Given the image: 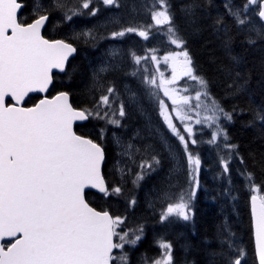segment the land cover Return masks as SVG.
Listing matches in <instances>:
<instances>
[{"label":"snow or ice","instance_id":"6c2138e0","mask_svg":"<svg viewBox=\"0 0 264 264\" xmlns=\"http://www.w3.org/2000/svg\"><path fill=\"white\" fill-rule=\"evenodd\" d=\"M102 3L119 7L118 0H102ZM53 5L66 21L84 14L83 10H88L87 14L92 16L99 10L93 6V0H53ZM22 7V0H0V264H130L129 249L143 239V225L139 221L129 224L127 215H114L89 202L91 189L104 199L121 196L123 187L120 182L110 183L103 171L106 151L99 141L105 138L106 128L101 127L98 138L93 139L78 134L74 127L76 122L96 119L105 125L121 127L122 118L129 114V105L136 103L137 93L127 84L122 93L113 77L116 74L139 76L144 93L155 99L159 115L183 146L188 185L193 189L199 185L197 175L201 160L189 148V144L198 143L193 138L191 122L212 129L207 143L218 146V138H223L221 143L229 154L227 158L221 156L220 163L228 173L237 146L227 142L229 137L220 121H232L233 113L211 99L207 81L197 74L168 0H153L150 10L155 26L167 25L173 37L171 43L180 49L164 57L165 63L172 61V79L167 83H174L178 75L187 77L199 85L194 96L187 87L182 91L189 94L182 96L172 95L165 88L164 95L171 100L169 107L154 90L163 84H157L155 75L142 64L157 57H142L132 52L134 66L129 71L117 59L119 52L113 50L111 60L93 68V87L99 90V95L93 97L90 108L73 107L66 91L42 95L32 106H27L31 94L49 92L54 86V70L64 72L69 57L77 49L70 40L48 39L42 35L49 14L42 10L40 0H36L33 17L28 22L18 18ZM198 7L195 0H189L183 9L185 16L194 17ZM225 7L237 28L248 25L251 14L264 21V0H243L238 7L231 4ZM152 27L140 30L128 26L112 32L111 38L135 33L147 40ZM213 27L217 33L223 31L227 35L222 18L217 17ZM75 38L86 43L98 39L91 31L75 34ZM249 42L255 41L250 39ZM227 43L226 40L225 47ZM202 98L210 100L212 113L203 118L199 111ZM258 119L264 122V113L258 114ZM175 120L183 127L174 123ZM112 135L119 157L114 165L115 173L123 181L133 174V166L139 168L132 180L138 186L149 171L156 170L160 159L150 144L138 147L132 141L121 140L116 133ZM240 163H244L243 158ZM242 175L253 191L264 190L252 183L251 172L245 170ZM194 195V189L181 191L177 198L165 203L159 210V222L169 221L173 216L189 220V205ZM251 202L256 255L259 264H264V195H252ZM136 204L135 196L127 198L128 209ZM149 206L154 208L153 204ZM155 244L159 249L157 254L142 256L139 264H175L172 243L160 236ZM221 245L223 264H241L243 252L236 250V254H232L235 246L228 236L221 240Z\"/></svg>","mask_w":264,"mask_h":264},{"label":"trees","instance_id":"16d2710c","mask_svg":"<svg viewBox=\"0 0 264 264\" xmlns=\"http://www.w3.org/2000/svg\"><path fill=\"white\" fill-rule=\"evenodd\" d=\"M40 1L42 10L48 11L49 22H52L53 0ZM137 1L146 4L150 16L153 0ZM168 2L179 32L186 41L185 47L197 74L207 81V92L211 99L217 101L225 111L233 113L232 121L222 120L221 125L229 137L227 142L237 146L232 155L234 162L229 165L230 171L225 173L220 157L227 158L229 153L223 148L221 143L223 138L217 142L218 146H214L207 143L211 136L210 131L197 134L198 143L193 146V152L200 157L201 169L198 176L199 188L190 201L193 215L189 220L173 216L169 221L160 223L159 210L163 206L159 203L155 209L149 207L150 204L157 205L149 202L150 189L154 187L165 189L169 185L172 188L170 182L173 181V188L177 190L176 195L191 189L188 183L187 185L184 183L187 182L183 180L184 178L170 175L169 171L174 163L165 149L164 141L159 139L156 131L157 126L162 128L158 106L155 99L147 95L146 102L151 107L154 117V130L145 124L143 118H139L134 105H129L127 109L129 114L122 118V126L119 128L105 125L103 121L96 119H89L85 124L76 126L78 134L91 136L93 139L98 138L101 127L106 128L105 138L99 141L106 151L103 171L110 183L120 182L123 187L121 196L101 199L102 195L88 192L87 198L97 208L109 210L114 215H127L129 224L139 221L143 225V239L135 248L129 249L130 264H139L140 258L144 255L155 256L159 251L155 241L160 236L172 243L175 264H223L220 252L221 240L225 236H228L235 246L233 255L236 254V250H242L241 264H258L250 208L252 192L245 177L235 168L241 167L242 172L245 170L251 172L253 182L264 189V122L258 119V114L264 113V36L260 35L264 33V25L257 16L251 14L248 25L243 28L235 26L225 5L238 7L242 5L243 0H195L199 7L194 17L185 16L183 11L189 0ZM23 3L25 7L20 20L28 22L33 17L36 0H23ZM87 11L83 10L84 14L81 16L89 17ZM217 17L222 18L223 26L228 30L227 35L223 31L217 33L213 27ZM147 22L150 25L151 18ZM66 26L68 27L64 24L52 34L46 30L44 32V36L49 39L70 40L77 48V55L70 61L65 74L55 76L51 94L66 91L70 94L74 107L90 108L92 99L99 95V90L93 87L91 71L93 60L85 54L91 55L84 48V45L89 43L69 34ZM250 39L255 42L250 43ZM98 41L99 39H96L92 44L98 45ZM154 42L155 40L150 38L147 43L155 48ZM118 77L119 74H116L113 78L123 93L124 89ZM157 95L159 97V94ZM39 98L32 96L27 106H32ZM140 125L145 127L137 131L140 132L139 135L136 134L139 139L131 141L138 147L150 144L160 159V164L156 166L155 171H149L136 186L132 183L134 173H137L136 167L133 174L125 177L123 181L114 171L118 157L112 134L118 133L131 139L134 136L132 130H136ZM241 158L244 160L243 164L240 163ZM260 193L264 195V190ZM131 196H135L137 204L134 208L128 209L126 201Z\"/></svg>","mask_w":264,"mask_h":264},{"label":"rangeland","instance_id":"374dc122","mask_svg":"<svg viewBox=\"0 0 264 264\" xmlns=\"http://www.w3.org/2000/svg\"><path fill=\"white\" fill-rule=\"evenodd\" d=\"M118 3H119V7L105 6L103 5L102 0H93V6L99 9L97 11V14L95 16L89 15V17H83L81 15H78L73 17L72 21H66L63 18V13L60 10H57L55 7H52L53 19L52 22H49L45 30L48 31L50 34H52L58 28H61L64 24H67L68 27L66 26V28H68L69 30L68 33L72 34L74 37L75 34H78L82 31H91L94 36L98 37L99 39L98 45L92 44L93 42L96 41L94 40L87 42L89 44L84 45V48L91 53V55L90 54L88 55V53L85 54L87 57L93 60V64H92L93 68L99 66V64L103 61L111 60L112 59L111 53L113 50L119 52V56L117 57V59L120 60L123 67L127 68L129 71H131L133 65V61L130 53L132 52H135L136 54L139 53L140 54L139 56L142 57L143 56L151 57L155 55L157 57L156 60L149 59L147 61H142V64H146V66L149 68L150 73L155 75L157 84H163V87L154 89L157 92V94H159V98L164 100L166 105H168L169 107L171 106V100L168 98V96L164 95L165 88H168L172 95L182 96L189 94L182 91L184 87H187L189 88L190 93L194 96L195 91L199 88V85L196 84V82L189 81L187 77L181 78L178 75L174 83L171 84L167 83V81H170L172 79V70H171L172 61L169 60L168 63H165L164 57L169 56L171 53H173V51L176 52L180 51L179 48H177L174 44L171 43L173 37L172 34L167 31V27H168L167 25L155 26V22L152 21L151 19L152 22L150 23V25H153V27L149 32V39L153 38L155 40L154 42V46H156L155 48H153L151 44L147 43L149 39L145 40L142 37L136 35L135 33H127L125 36L117 37L115 39L111 38L112 32L119 31L122 28H125V26H133V27H137L140 30H147L149 26V23L147 21L148 19L151 18V15L149 16V12L146 7V4L142 1L118 0ZM143 27H145V29ZM80 40L85 42L83 39ZM145 44H147L148 46H145ZM152 50L155 51L153 52ZM93 68L91 69V71H93ZM118 78L120 81V85L123 87L122 89H124V84H127L128 87L133 92L137 93L136 103L130 105H134L133 107L135 108L136 114L139 116V118L140 117L143 118L145 124L148 125L150 129L154 130V117L152 114V109L146 102L147 95L144 93L143 86L140 84L139 76L133 77L130 75L119 74ZM192 103H195L194 99L192 100ZM201 104L202 107L199 110L200 117L203 118L204 115H211L212 113L210 111L211 109L210 100H206L202 98ZM204 105H207V107H204ZM160 118L162 120V122H160L162 128L157 126L156 131L160 136L159 139H162L164 141L165 149L169 153L174 163L173 167L169 171L170 175H174V177L179 176L178 178H182V179L184 178L183 180L187 181V182L184 181V183H186L187 185L188 183L187 159L184 155L183 146L180 144L179 140L168 129L167 125L164 123L161 116ZM222 120L223 119H221V121ZM174 123H176L181 128L183 127L182 125H180V121L178 120H175ZM191 123L195 132V136L193 137L195 139L197 138L196 137L197 134H203L206 131L212 132V129L202 128L201 125L195 124L194 121H192ZM142 127L143 126L140 125L136 130L135 129L132 130L133 132L132 134L134 136L131 139L125 135L122 136L118 133H116V135L119 136L123 141L136 140L139 139L138 138L139 136L137 137L136 134L137 135L140 134V132L137 133V131L141 130ZM184 135L187 137L188 134L184 133ZM220 138L222 137H219L218 141ZM114 146L116 148V153H117L116 144H114ZM193 146L194 145L189 144V148L191 151H193ZM118 159L119 157L117 158V160ZM232 162L234 161H232L231 159L230 163ZM134 169L135 166H133L132 172H134ZM136 169H137L136 172H138L139 168ZM235 169L239 174H242L241 167H236ZM199 172L197 175V179L199 176ZM242 176L245 177V175ZM247 183L250 187L252 195L255 194L257 196H261L260 191L259 192L253 191L251 184L248 181ZM252 183L255 184L253 181ZM170 184L172 185V188L169 185L166 186L165 189H160L157 187L150 189L151 191L149 195L151 197H149V202L157 203V205L154 204L155 205L154 209L158 207L159 203L161 206H164L165 203L171 202L173 199L178 197V195H176L177 192L176 188H173L174 181L170 182ZM198 188L199 185L193 186L195 195L197 193ZM164 193H167L166 197L164 196ZM189 209H190L189 215L191 218L193 215V211L190 205H189Z\"/></svg>","mask_w":264,"mask_h":264},{"label":"water","instance_id":"95a60500","mask_svg":"<svg viewBox=\"0 0 264 264\" xmlns=\"http://www.w3.org/2000/svg\"><path fill=\"white\" fill-rule=\"evenodd\" d=\"M22 4H23V7L19 10V12H18V18H19V15L22 13V11H23V9H24V7H25V4L23 3V1H22ZM49 21H50V17H49ZM49 21L46 23V26H45V28L42 30V35H44V31H45V29H46V27H47V25L49 24ZM262 22V24L264 25V21H261ZM45 38H47V37H45ZM49 39V38H48ZM74 45V44H73ZM75 46V45H74ZM76 47V46H75ZM77 49V48H76ZM76 55H77V51L72 55V56H70L69 57V59H68V61H67V63H66V66H65V68H66V70L64 71V72H60V71H58V70H54V78H55V76L56 75H63V74H65V72L67 71V68H68V65H69V63H70V61L73 59V58H75L76 57ZM52 88L53 87H51L50 89H49V92L47 93V94H40V93H33V94H31V97L32 96H39V97H41L42 95H48V96H52V95H55L56 93H54V94H51V90H52ZM69 100H70V103H72L71 102V97H70V94H69ZM73 105V104H72ZM74 107V106H73ZM88 121V120H87ZM87 121H82V122H80V121H78V122H76V124H75V131H76V126H78V125H83V124H85ZM104 168V167H103ZM89 192H93V193H97V194H100V193H98L95 189H91V190H89ZM100 195H102V194H100ZM259 197V196H258ZM259 201H257V203H258ZM252 202H251V199H250V204H251ZM253 222V221H252ZM253 234H254V229H253ZM254 247H255V238H254ZM255 255H256V249H255ZM256 259H257V263L259 264V259H258V256L256 255Z\"/></svg>","mask_w":264,"mask_h":264},{"label":"flooded vegetation","instance_id":"af4514ba","mask_svg":"<svg viewBox=\"0 0 264 264\" xmlns=\"http://www.w3.org/2000/svg\"><path fill=\"white\" fill-rule=\"evenodd\" d=\"M23 1V0H22ZM22 14V13H21ZM21 14L19 15V20H20V17H21ZM21 21V20H20Z\"/></svg>","mask_w":264,"mask_h":264},{"label":"bare ground","instance_id":"6f19581e","mask_svg":"<svg viewBox=\"0 0 264 264\" xmlns=\"http://www.w3.org/2000/svg\"><path fill=\"white\" fill-rule=\"evenodd\" d=\"M255 195V194H254ZM251 206V205H250ZM251 208V207H250ZM254 236V235H253ZM254 239V238H253ZM255 250V249H254Z\"/></svg>","mask_w":264,"mask_h":264}]
</instances>
